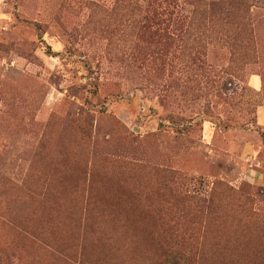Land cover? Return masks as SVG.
<instances>
[{
  "label": "rangeland",
  "instance_id": "374dc122",
  "mask_svg": "<svg viewBox=\"0 0 264 264\" xmlns=\"http://www.w3.org/2000/svg\"><path fill=\"white\" fill-rule=\"evenodd\" d=\"M227 2L0 0V264L264 217V0Z\"/></svg>",
  "mask_w": 264,
  "mask_h": 264
},
{
  "label": "trees",
  "instance_id": "16d2710c",
  "mask_svg": "<svg viewBox=\"0 0 264 264\" xmlns=\"http://www.w3.org/2000/svg\"><path fill=\"white\" fill-rule=\"evenodd\" d=\"M227 1L193 0V4L197 10L209 12L217 6L229 5ZM227 14L230 19L232 12L229 9ZM35 27L39 40L46 43L41 26ZM47 49L48 54L53 56L51 47L48 46ZM197 215L198 217L183 215L182 220L178 218L172 226L162 223L163 240L154 239V235H150V232L154 234L155 229L147 231L144 236L149 234L151 241L156 240L157 248H147L146 252L141 253L142 261L146 264H264V217H258L253 222L251 218L250 221L238 220L236 223L232 222V226L222 224L217 232L209 233L214 223L208 226V220L203 226L202 213ZM190 228L193 230L188 231ZM139 241L142 244L145 242L142 239ZM97 255L99 254L94 252L85 257L99 262L97 264H110V256L101 258ZM91 261L87 264H96ZM116 261L115 259L111 263Z\"/></svg>",
  "mask_w": 264,
  "mask_h": 264
}]
</instances>
